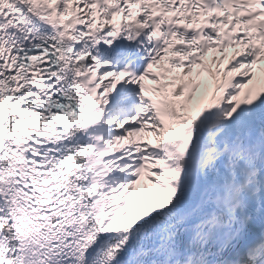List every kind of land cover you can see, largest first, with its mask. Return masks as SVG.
<instances>
[{"label":"snow or ice","instance_id":"1","mask_svg":"<svg viewBox=\"0 0 264 264\" xmlns=\"http://www.w3.org/2000/svg\"><path fill=\"white\" fill-rule=\"evenodd\" d=\"M0 264H264V0H0Z\"/></svg>","mask_w":264,"mask_h":264}]
</instances>
